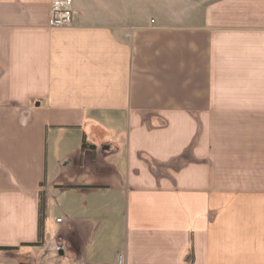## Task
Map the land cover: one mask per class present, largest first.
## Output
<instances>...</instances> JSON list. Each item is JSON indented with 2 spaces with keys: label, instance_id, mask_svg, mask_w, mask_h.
<instances>
[{
  "label": "crops",
  "instance_id": "1",
  "mask_svg": "<svg viewBox=\"0 0 264 264\" xmlns=\"http://www.w3.org/2000/svg\"><path fill=\"white\" fill-rule=\"evenodd\" d=\"M170 1L0 0V264H264V0Z\"/></svg>",
  "mask_w": 264,
  "mask_h": 264
},
{
  "label": "rangeland",
  "instance_id": "2",
  "mask_svg": "<svg viewBox=\"0 0 264 264\" xmlns=\"http://www.w3.org/2000/svg\"><path fill=\"white\" fill-rule=\"evenodd\" d=\"M86 3L98 10L99 14L96 16L100 19L109 18L134 22L157 13L164 16V13L166 14L177 7V4H173L170 0H86Z\"/></svg>",
  "mask_w": 264,
  "mask_h": 264
},
{
  "label": "built area",
  "instance_id": "3",
  "mask_svg": "<svg viewBox=\"0 0 264 264\" xmlns=\"http://www.w3.org/2000/svg\"><path fill=\"white\" fill-rule=\"evenodd\" d=\"M49 12V27L72 25L79 16V11L74 6L73 0H50Z\"/></svg>",
  "mask_w": 264,
  "mask_h": 264
},
{
  "label": "trees",
  "instance_id": "4",
  "mask_svg": "<svg viewBox=\"0 0 264 264\" xmlns=\"http://www.w3.org/2000/svg\"><path fill=\"white\" fill-rule=\"evenodd\" d=\"M84 141L82 143V147L84 146ZM44 210H45V200L44 197L42 196L40 198V204H39V217H38V243L41 242L43 238V222H44Z\"/></svg>",
  "mask_w": 264,
  "mask_h": 264
}]
</instances>
